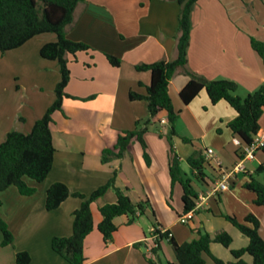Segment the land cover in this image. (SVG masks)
Masks as SVG:
<instances>
[{"label":"crops","instance_id":"1","mask_svg":"<svg viewBox=\"0 0 264 264\" xmlns=\"http://www.w3.org/2000/svg\"><path fill=\"white\" fill-rule=\"evenodd\" d=\"M179 12V4L171 0H83L76 6L74 22L66 28V36L85 42L90 49L67 55L70 75L65 92L68 95L63 98L61 109L52 113L49 124L55 148L49 173L40 182L24 178L35 188L29 195L21 194L15 185L0 192V217L13 235L12 244L0 245V264H16L18 251L29 254L27 264H69L52 250L51 239L72 233V212L79 207L81 199L68 196L57 208L47 210L46 190L59 181L73 192L89 195L109 179L113 170L117 171L115 184L125 190L133 202L149 199L156 226L167 230L177 243L196 238L192 229L203 228L211 236L226 231L232 238L230 246L226 247L229 251L246 246L247 238L222 214L233 215L241 221L246 214L253 213L260 222L259 232L264 238V206L256 205L255 194L244 187L256 167L264 162V149L244 163V170L230 178L228 189L210 195L193 219L185 224L178 221L183 207L182 191L176 194L177 205L171 207L167 202V194L173 193L175 188H171L168 169L165 111L157 114L144 135L151 159L149 165L145 163L136 138L130 141L123 157L101 161L102 151L114 149L120 133L132 129L135 120L148 116L145 100L128 97L131 90L144 94L150 83V72L137 70L135 65L176 57ZM251 38L264 41V0H198L191 13L187 67L205 79L235 81L238 94L244 96L264 84V56L251 47ZM54 40L55 35L44 33L9 50L21 61L34 63L33 68L38 71L49 68L53 73L50 79L53 87L59 80L58 65L56 61L43 59L39 49L45 42ZM105 53L117 57L120 64L111 65ZM189 78L178 70L169 80V94L178 111L176 132L192 140L186 143L189 148L182 146L181 151L178 142L183 141L179 136H173V143L181 168L194 149L203 153L207 148L215 149L213 158L207 160L203 177H195L188 165L198 186L193 181L192 184L200 194L210 191L219 177L217 163L229 169L237 162L241 146L235 144L234 140L240 139L228 126L237 113L226 101L213 104L202 89L189 103L182 102L179 91ZM41 116L29 122L22 115L15 117L0 111V143L12 130L10 122L17 119L20 124L27 123L30 131ZM258 132L264 134V109ZM115 200L116 194L109 188L91 204L94 228L84 239V264H148V258L175 261L167 239L160 241L157 253L147 254V247L154 244L150 236L153 220L144 218L150 210L130 224L126 215L116 216L113 221L117 229L109 239H103L97 229L102 219L98 208ZM213 242L210 243L211 252L229 261V254L218 250L220 255L212 249ZM243 258L246 261L250 258L251 262L249 255Z\"/></svg>","mask_w":264,"mask_h":264},{"label":"trees","instance_id":"2","mask_svg":"<svg viewBox=\"0 0 264 264\" xmlns=\"http://www.w3.org/2000/svg\"><path fill=\"white\" fill-rule=\"evenodd\" d=\"M82 1L0 0V53L18 48L34 36L53 33L55 40L42 44L39 55L43 59L56 61L59 70V80L54 87L55 99L43 115L34 121L30 131L9 130L0 143V192L10 185H15L21 194L29 195L34 192L35 188L29 186L24 178L29 177L40 182L52 167L55 148L49 124L52 121V113L61 109L63 98L68 95L65 92L70 75L67 55H75L79 51L90 49V46L85 42L71 40L66 36V28L74 22L75 8ZM171 1L177 2L180 6L176 57L171 60L135 65L137 70L150 72V83L146 86L144 94L131 90L128 97L130 100H145L148 116L135 120L132 129L120 133L114 149L102 151L101 161L105 163L112 158L123 157L130 141L136 138L141 145L145 163L149 165L151 159L147 152L144 135L157 114L160 111H165L168 123L165 137L169 146L168 169L171 188L175 184L180 185L182 212H186L194 207L198 193L192 185L191 178L182 170L181 161L173 143V136H179L175 129L178 111L175 110L169 94V80L178 70H182L190 76L179 91V97L184 104L189 103L200 90L204 89L211 103L215 104L224 100L233 107L237 115L228 122V126L232 134L237 136L243 144H250L259 129V118L264 109V84L241 96L238 94V84L235 81L226 78L209 80L189 70L187 48L191 30V13L198 0ZM250 44L261 57L264 56V41L251 38ZM105 56L111 65L118 66L120 64L117 57L109 53H105ZM179 137L185 143H192L190 138ZM186 162L195 172V177L201 178L205 175L204 170L208 166V161L202 150L194 149L186 158ZM116 172L113 170L109 179L89 195L73 192L66 184L59 181L50 184L47 188L45 198L47 210L57 208L68 196L81 199L79 207L72 212V233L69 236H54L51 239L52 250L69 264L85 263L84 239L94 228L91 204L109 188L116 194L115 202L106 203L98 208L102 219L98 223L97 229L104 240L109 239L117 229L113 219L119 215H126L127 223L130 224L150 210L154 219L153 226L157 227L155 213L149 199L144 198L133 202L125 190L115 184ZM260 174L264 175V162L256 167L244 187L255 194L254 203L256 205L264 206V180L258 178ZM222 216L248 240L246 246L230 249L233 260L225 261L215 256L210 250L212 241L225 247L230 246L232 238L226 231H219L211 236L205 229L195 228L192 231L197 234V237L182 243H177L171 236H168L167 230L164 233H159L160 238L156 240L152 252L157 253L160 249V241L167 239L173 248L175 261L161 262L148 258V264H264V238L259 232L258 218L253 213L246 214L241 221L233 215L222 214ZM0 235L1 246L12 244L13 235L2 217H0ZM245 254L251 257V262H247L243 258ZM29 261L30 256L26 251L16 252V264H27Z\"/></svg>","mask_w":264,"mask_h":264},{"label":"rangeland","instance_id":"3","mask_svg":"<svg viewBox=\"0 0 264 264\" xmlns=\"http://www.w3.org/2000/svg\"><path fill=\"white\" fill-rule=\"evenodd\" d=\"M48 34L54 36L53 33ZM25 63H31V65ZM33 64L34 63L27 62L26 60L21 61V59L18 58V55L13 51L0 53V111H3L4 113L6 112L15 117L22 115L29 122L38 115H43L47 107L54 101V87L56 85L55 84L54 87L51 86L50 79L51 76L53 77V73L49 68L38 71L33 68ZM38 65L39 64L35 66ZM10 127L15 130L22 129L24 131H29V124H20L17 119L10 122ZM153 130H155V127H153ZM178 145L179 151L182 150V146L189 148L188 144L180 141L178 142ZM211 149L213 151L212 156H214L216 151L214 148ZM253 165H256V163L254 162ZM182 166L186 175L192 179L195 186H198L196 178L192 177V174L189 173L190 170L186 161H183ZM258 178L263 181L264 175L260 174ZM195 186L193 185L194 188ZM174 188L173 193L171 192L170 194H167V201L171 207L173 204L177 205L179 203L176 194L179 190L181 191L178 184H175ZM171 194L172 198L170 197ZM145 216L150 220H154L150 212L146 213L144 218ZM236 230L237 229H235V231ZM212 249L217 253H219L218 250L221 253L226 252L229 254L230 260L233 259L229 249L218 242H213ZM247 261L249 262L250 258L247 259Z\"/></svg>","mask_w":264,"mask_h":264},{"label":"built area","instance_id":"4","mask_svg":"<svg viewBox=\"0 0 264 264\" xmlns=\"http://www.w3.org/2000/svg\"><path fill=\"white\" fill-rule=\"evenodd\" d=\"M234 141L235 144L241 146L240 157L238 158L237 162L229 169L221 168L220 163H217V168H219V177L217 178L214 186L210 191L198 194V199L195 202L194 207L186 212H182L178 216V221L180 223L185 224L193 219L196 211L202 207L203 203L209 198L210 195L228 189L230 178H232L237 172L244 170V163L246 161L254 159L255 153L258 150H262L264 148V134H261L258 131L254 134L250 144H243L238 139H235ZM212 154L213 151L211 148H207L204 150V156L207 160L213 158ZM165 231V229L158 226L152 228L150 236L153 239L154 244L153 246L147 247L146 250L148 255L153 254L152 249L156 245V240L160 238L159 233H164ZM168 236H170V233H168Z\"/></svg>","mask_w":264,"mask_h":264}]
</instances>
